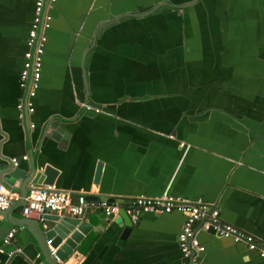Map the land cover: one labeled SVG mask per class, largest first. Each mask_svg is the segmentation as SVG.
<instances>
[{
	"label": "crops",
	"instance_id": "1",
	"mask_svg": "<svg viewBox=\"0 0 264 264\" xmlns=\"http://www.w3.org/2000/svg\"><path fill=\"white\" fill-rule=\"evenodd\" d=\"M35 1L0 0V179L16 192L0 226L16 228L9 249L22 247L0 260L46 264L17 225L49 229L22 214L33 159L57 168L53 187L73 194L202 198L264 243V0H56L30 112L21 71ZM119 217H79L87 231L59 264L189 263L183 213ZM197 237L198 264H264L244 243Z\"/></svg>",
	"mask_w": 264,
	"mask_h": 264
},
{
	"label": "built area",
	"instance_id": "2",
	"mask_svg": "<svg viewBox=\"0 0 264 264\" xmlns=\"http://www.w3.org/2000/svg\"><path fill=\"white\" fill-rule=\"evenodd\" d=\"M55 1H35L33 25L27 38L26 61L21 71V86H27L28 80L31 78L27 94V106L30 112L34 111L31 98L35 95L41 78L44 44L47 40L46 30L51 26L52 22L49 6ZM22 105V103H19L20 108ZM86 108L91 109L92 107L86 104ZM96 110L99 109L96 108ZM31 126L34 127V123ZM27 157L28 155L24 154L22 159ZM19 161V157L11 158V162L14 165H17ZM15 195L16 192L0 179V211L12 207ZM24 201L22 214L27 218H43L47 213L73 215L81 218L88 210L100 208L103 212L104 220L109 221L123 207L131 219L136 222L143 212H181L185 215V220L178 234V244L183 255L188 258V264H198L197 255L205 251L204 244L197 237L198 230H204L217 236L230 238L235 242L244 243L250 251L264 256V243L262 241L254 234L225 221L221 216L220 208L202 198L191 200L183 196L166 193L160 196L139 195L123 202H93L87 200L84 193L73 194L69 191L55 189L51 185H33L31 192L24 198ZM15 234L16 228L12 227L0 241V253L6 254L8 258H13L16 254L22 252L21 246L9 249ZM51 242V239L48 240L51 253L59 259L55 255L56 247L52 246ZM0 264L5 263L0 260Z\"/></svg>",
	"mask_w": 264,
	"mask_h": 264
},
{
	"label": "water",
	"instance_id": "3",
	"mask_svg": "<svg viewBox=\"0 0 264 264\" xmlns=\"http://www.w3.org/2000/svg\"><path fill=\"white\" fill-rule=\"evenodd\" d=\"M168 4V3H167ZM170 4V3H169ZM172 5V4H170ZM30 80H28V84L26 86V93H28V89L30 86ZM27 115V112H26ZM26 121V119H25ZM28 125V123H27ZM26 125V128H27ZM104 162L99 160L97 163L96 173L94 176V182L99 184L101 175L103 172ZM59 171L52 164L46 163L42 166H38L35 159L32 160V166L30 169L28 181H31L35 185H55V179L58 175ZM70 192V191H69ZM87 200L93 202L107 201L114 202L116 201V197L105 194H93V193H85ZM20 204H25L24 200H21ZM10 207L9 209H11ZM9 209L0 211L3 215H6V211ZM119 221H124L126 225H132V219L129 214L126 212L125 208H121L119 210ZM44 219L47 220V226L49 229L44 232L41 226L36 222L35 226H32L30 221H27V224H17L23 227H26L34 236L35 240L39 243L41 248V256L44 258L46 264H59V260L51 253L50 245L48 244V240H52L51 245L54 247H58L56 249L55 255L58 258L66 259L72 253V251L77 246V243L81 241L83 235L87 231V225L85 222L81 221L79 217L73 215H61V214H53L47 213L43 216ZM13 226L8 223H4L0 226V241L2 237L12 228ZM64 240V242H63Z\"/></svg>",
	"mask_w": 264,
	"mask_h": 264
}]
</instances>
